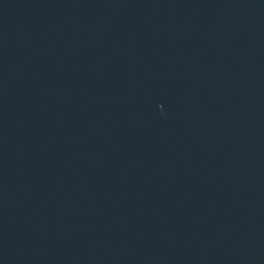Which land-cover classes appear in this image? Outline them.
<instances>
[{
	"label": "water",
	"instance_id": "1",
	"mask_svg": "<svg viewBox=\"0 0 264 264\" xmlns=\"http://www.w3.org/2000/svg\"><path fill=\"white\" fill-rule=\"evenodd\" d=\"M0 264H264V0H0Z\"/></svg>",
	"mask_w": 264,
	"mask_h": 264
}]
</instances>
